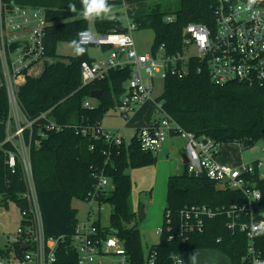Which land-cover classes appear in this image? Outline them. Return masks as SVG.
<instances>
[{
  "label": "trees",
  "instance_id": "1",
  "mask_svg": "<svg viewBox=\"0 0 264 264\" xmlns=\"http://www.w3.org/2000/svg\"><path fill=\"white\" fill-rule=\"evenodd\" d=\"M22 6L45 8L47 54L53 59L37 78H29L19 91V101L31 119L48 113L49 120L62 127L50 131L39 148H33L31 160L38 190L45 232L48 237H63L59 245L56 264H75L70 243L79 220L72 200L86 201L97 184L96 174L103 172L113 189L102 194L99 206L112 207L110 225L96 226L105 234L112 233L124 241L131 264H146L151 253H156L155 264H176L175 256L200 249H214L227 257L231 264H250L248 239L244 233L228 229L229 219L219 215L206 220L202 233L189 236L183 242L179 236L169 240L171 233L165 231L149 254L143 250L138 227V212L132 202V169L154 166L156 154L141 149L137 133L131 142L121 146H109L103 138L95 139L93 133L83 134V129H97L108 113L115 110L127 91L132 75L131 67L111 70L102 81L83 85L81 64L93 62L87 56L86 46L78 43L82 32H89L85 0H4ZM214 0H180L174 11L162 10L157 4L143 11L134 21L137 29L152 30L154 43L152 53L163 46L166 54L174 55L182 49V32L191 23L214 24ZM105 1V8L114 7ZM167 17H173L167 22ZM96 33L106 35L126 32L117 14L98 15L94 18ZM75 42L80 54L75 57L59 56L56 48L60 43ZM192 70L184 79L168 76L164 80L163 94L156 99L163 104L165 112L184 130L197 137L206 136L223 145L250 147L264 138V88L249 87L242 83L225 86L213 84L205 69ZM101 91L97 105L90 103L92 93ZM88 102L90 107H85ZM6 91L0 88V143L5 139V121L8 115ZM44 121L36 125V131L44 127ZM92 128V129H91ZM141 129L137 130L139 132ZM0 149V204L14 202L20 214L25 209L22 193L25 190L22 173L12 174L6 166L5 150ZM254 187L262 192V200L255 210L256 219L264 214V179L258 175L251 178ZM247 204L241 192L221 190L216 182L205 175L196 176L187 167L180 175L167 182L166 208L172 212L173 234H179L178 212L186 206L205 205L212 209ZM163 226L165 227V217ZM255 250L264 258V233L255 240ZM3 250L0 247V255Z\"/></svg>",
  "mask_w": 264,
  "mask_h": 264
},
{
  "label": "built area",
  "instance_id": "2",
  "mask_svg": "<svg viewBox=\"0 0 264 264\" xmlns=\"http://www.w3.org/2000/svg\"><path fill=\"white\" fill-rule=\"evenodd\" d=\"M78 2L79 0H73ZM123 4L124 0H105ZM214 24L191 23L182 32V49L174 55L166 54L163 46L156 53L138 54L133 33L135 23L125 26L126 32L106 35L80 33L81 45L99 44L110 47L106 62L81 64L83 85L104 80L111 70L131 67L132 75L127 91L117 106L119 114L127 118L136 112L154 92V78L165 80L168 76L184 79L193 69H205L211 82L225 86L234 82L249 87L264 88V0H214ZM172 22L173 17H167ZM49 23L43 8L22 6L15 2L0 0V88L6 91L8 115L5 121V139L0 149L5 150L6 166L12 174L22 173L25 190L22 199L25 209L21 213L22 222L16 233L4 235L6 244L2 248L0 264H56L59 245L63 237H48L42 216L38 190L34 178L31 152L39 148L48 132L61 131L62 127L49 120L48 113H41L31 119L25 113L19 91L29 78L39 77L53 59L47 54L45 45L46 29ZM144 72L148 77L144 79ZM85 107H90L88 102ZM157 117L148 128L137 132L141 149L157 154L170 133L186 140V164L189 173L205 175L216 182L221 190L241 192L247 204L231 205L217 209L202 206H186L178 212L179 234L174 235L172 212L165 214L166 226L157 229L156 235L165 231L171 233L169 240L179 236L185 243L194 233H202L206 220L226 215L228 229L233 233H244L248 239V259L250 264H264V258L255 250V240L264 233V214L256 219L255 210L262 200V192L251 182L253 176L264 179V146L258 159L238 166L222 164L218 161L222 145L206 136L197 137L184 130L163 109L162 103L155 104ZM43 128L36 131L39 122ZM92 129V128H91ZM83 134L93 133L95 139L103 138L109 146H121L124 137L120 133L97 129H83ZM263 154V155H262ZM97 184L86 202L98 204L102 194L112 190L111 181L103 172L96 174ZM93 219L90 207L86 222H79L71 237L70 247L76 257L75 264H131L124 241L112 233H103ZM176 264L182 258L175 256ZM156 253L150 255L146 264H155Z\"/></svg>",
  "mask_w": 264,
  "mask_h": 264
},
{
  "label": "rangeland",
  "instance_id": "3",
  "mask_svg": "<svg viewBox=\"0 0 264 264\" xmlns=\"http://www.w3.org/2000/svg\"><path fill=\"white\" fill-rule=\"evenodd\" d=\"M146 1V7L144 9L148 10L153 8L157 4L162 6V10L174 11L179 4L180 0H139ZM117 14L119 19L123 21V24H127L126 14L121 6L115 5L111 9L106 11L105 15ZM133 21V20H131ZM89 34H96L94 27V17L90 16L88 25ZM133 41L138 54H151L152 46L154 43V32L152 30H140L137 29L133 33ZM87 56L98 63L106 62L110 56V49L108 46H102L99 44H88L86 45ZM56 52L59 56L63 57H75L80 54L79 48L76 46L75 42L60 43L56 48ZM144 79H147V75L142 72ZM154 92L151 96L153 104H148L145 107L142 106L136 112L131 113L127 118L119 114L117 108L108 113L101 123V129L105 132L120 133L125 137V144L128 145L133 136L135 125L140 127H147L151 117L156 116L155 114V104L156 99L159 98L164 91V80L160 77L154 78ZM90 103L92 105H97V99L92 98ZM264 146V138H262L258 143L249 149H244L243 145L237 144H226L222 147V156L220 160L224 163L237 166L242 163H250L260 156L261 148ZM263 155V154H262ZM225 156V157H224ZM183 167H180L179 173H181ZM133 180V192H132V202L134 204L135 210L139 211L143 204H146L148 209L152 208L158 214V219H160L161 208L166 206V196H167V178L161 175V172L155 170V167H143L139 169H132L129 171ZM137 181H141V184H137ZM145 184H147V189ZM138 186L140 189L138 190ZM152 189V190H151ZM143 192H140L142 191ZM141 206L138 207V203ZM72 208L77 210V218L79 222L83 223L87 221V216L90 207L93 209V219L97 220L100 217V224L103 228L110 225V216L112 214V207L108 204L99 206L98 204H89L86 201H81L79 199L72 200ZM140 208V209H139ZM156 214V213H155ZM138 227L140 229L143 250L146 254H149L153 245L159 242L160 236L156 235V231L161 227L158 224L159 220L156 221L154 215H151L149 219L144 220L140 217L138 213ZM22 217L19 211V207L12 201L6 204H0V247L3 248L6 244V239L4 235L8 233L14 234L21 225ZM159 225V226H158ZM163 226V224H162ZM208 251H216L214 249H207Z\"/></svg>",
  "mask_w": 264,
  "mask_h": 264
},
{
  "label": "crops",
  "instance_id": "4",
  "mask_svg": "<svg viewBox=\"0 0 264 264\" xmlns=\"http://www.w3.org/2000/svg\"><path fill=\"white\" fill-rule=\"evenodd\" d=\"M145 3H146V1H140L139 2V0H124V3L119 5L123 8L124 13L126 14L127 24L128 23H134L135 19L144 11V9L146 7ZM115 5H118V4H115ZM111 8H108L105 11L100 12L99 14L88 15L86 13V16L90 19V16H93L95 18L101 14L105 15L106 11L111 9ZM43 9L46 11L45 8H43ZM46 13H47V11H46ZM118 18H119V16H118ZM131 20H133V21H131ZM120 21L123 24V21L122 20H120ZM126 25L123 24L124 27ZM87 33H89V32H87ZM95 35H100V34L96 33ZM78 43H79V41H78ZM83 46H86V45H83ZM109 49H110V47H109ZM148 104H153V103L147 101L143 106L145 107ZM155 117L156 116H154V114H153V116L149 120L147 127H140V126L137 127V125H135L133 127L134 136L137 133V130L150 127L153 120L155 119ZM124 142H125V137H124ZM221 156H222V150H221V155L218 157V161L222 164H226L220 160ZM156 158H157V162L153 167H155V170H157L158 172H161L162 176L167 178V182H168V179L170 177L180 175L183 172V170L185 169L186 164H187L186 163V160H187V157H186V140L177 134L170 133L169 136L167 137L166 141L162 145V148L156 154ZM226 165H228V164H226ZM180 167H183V170L181 173L178 174ZM141 183H142L141 181H137L138 185ZM145 186H146V188H144V189H147V184H145ZM139 189H140V186H138V190ZM140 192H143V190ZM140 206H141V203L139 201L138 207H140ZM142 208H143V214L142 215L140 214V210L139 211L135 210L136 212L139 213V215L142 216L141 218H143L144 220H147V219H149V217L151 215H154V218H156V221L159 220L158 224H160L162 226V224L164 223V210H165L166 206L165 207L162 206V208H161L160 219H158V214H157L158 210L157 211L152 210L153 207L148 209L146 207V204H143ZM134 209H135V207H134ZM182 264H231V261H230L229 257H227L226 255H224L218 251H213V250L208 251L207 249H200V250H193L191 252L185 253L183 255V258H182Z\"/></svg>",
  "mask_w": 264,
  "mask_h": 264
},
{
  "label": "clouds",
  "instance_id": "5",
  "mask_svg": "<svg viewBox=\"0 0 264 264\" xmlns=\"http://www.w3.org/2000/svg\"><path fill=\"white\" fill-rule=\"evenodd\" d=\"M87 4V14H99L105 11V0H85Z\"/></svg>",
  "mask_w": 264,
  "mask_h": 264
},
{
  "label": "water",
  "instance_id": "6",
  "mask_svg": "<svg viewBox=\"0 0 264 264\" xmlns=\"http://www.w3.org/2000/svg\"><path fill=\"white\" fill-rule=\"evenodd\" d=\"M101 96H102V92L101 91H96V92L92 93V98H94V99L99 100L101 98ZM243 148L244 149H249L250 148V142L248 140L244 141ZM186 157H187V155H186ZM187 162H188V158L186 160V163ZM140 214L141 215L143 214V208L140 209ZM141 215H140V217H142Z\"/></svg>",
  "mask_w": 264,
  "mask_h": 264
}]
</instances>
